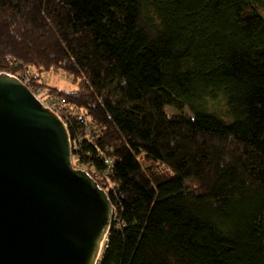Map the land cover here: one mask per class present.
Returning a JSON list of instances; mask_svg holds the SVG:
<instances>
[{"label":"trees","instance_id":"trees-1","mask_svg":"<svg viewBox=\"0 0 264 264\" xmlns=\"http://www.w3.org/2000/svg\"><path fill=\"white\" fill-rule=\"evenodd\" d=\"M261 11L264 0H0V74L43 89L41 73L60 70L78 85L47 92L73 167L113 208L98 264H264Z\"/></svg>","mask_w":264,"mask_h":264},{"label":"water","instance_id":"water-1","mask_svg":"<svg viewBox=\"0 0 264 264\" xmlns=\"http://www.w3.org/2000/svg\"><path fill=\"white\" fill-rule=\"evenodd\" d=\"M112 217L107 194L73 167L65 123L0 74V264H98Z\"/></svg>","mask_w":264,"mask_h":264},{"label":"rangeland","instance_id":"rangeland-1","mask_svg":"<svg viewBox=\"0 0 264 264\" xmlns=\"http://www.w3.org/2000/svg\"><path fill=\"white\" fill-rule=\"evenodd\" d=\"M260 14L264 16V11H261ZM40 80H41V83L44 85L43 90H45L46 92H47V87L48 88L53 87L65 93H72V92L78 91V85L74 83V79L70 75L60 70L43 72L40 75ZM163 114L168 119H176V118H181V117L182 118L192 117V114L186 107L179 108V109H172L169 106H164ZM142 164L146 165L148 163L142 162Z\"/></svg>","mask_w":264,"mask_h":264},{"label":"built area","instance_id":"built-area-1","mask_svg":"<svg viewBox=\"0 0 264 264\" xmlns=\"http://www.w3.org/2000/svg\"><path fill=\"white\" fill-rule=\"evenodd\" d=\"M12 76L18 78L24 85H26L27 88L33 93V95L42 103L45 108L51 110L59 116L58 111L60 109V101L57 100V98H55L53 95L49 94L43 89L37 88L35 86L29 87V79L26 76Z\"/></svg>","mask_w":264,"mask_h":264},{"label":"bare ground","instance_id":"bare-ground-1","mask_svg":"<svg viewBox=\"0 0 264 264\" xmlns=\"http://www.w3.org/2000/svg\"><path fill=\"white\" fill-rule=\"evenodd\" d=\"M103 248H104V246H103ZM99 258H100V256H99Z\"/></svg>","mask_w":264,"mask_h":264}]
</instances>
